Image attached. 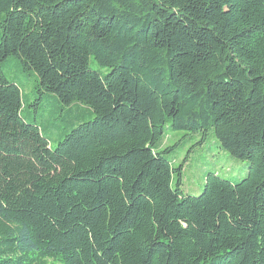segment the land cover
<instances>
[{"label":"trees","instance_id":"1","mask_svg":"<svg viewBox=\"0 0 264 264\" xmlns=\"http://www.w3.org/2000/svg\"><path fill=\"white\" fill-rule=\"evenodd\" d=\"M12 56L93 119L52 148ZM166 122L246 176L183 195ZM0 264H264V0H0Z\"/></svg>","mask_w":264,"mask_h":264},{"label":"rangeland","instance_id":"2","mask_svg":"<svg viewBox=\"0 0 264 264\" xmlns=\"http://www.w3.org/2000/svg\"><path fill=\"white\" fill-rule=\"evenodd\" d=\"M89 68L102 75L108 71L100 68L93 58ZM1 69L5 78L15 82L22 90L21 117L25 122H34L52 148L73 127L93 119V115L82 106L77 105L72 109L61 106L52 94H45L39 99L36 93L37 75L22 72L20 61L15 56L7 58ZM157 149H167L166 158L173 169L182 166L183 195L199 196L208 174L237 182L246 176L249 167L247 161L236 159L221 149L211 131L203 136L202 133L171 130L169 122L163 126V136ZM173 181L176 182V173Z\"/></svg>","mask_w":264,"mask_h":264}]
</instances>
